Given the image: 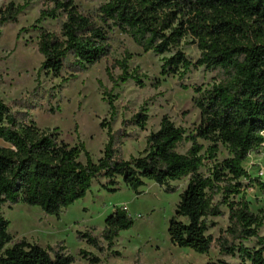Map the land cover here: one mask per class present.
<instances>
[{
  "label": "trees",
  "instance_id": "16d2710c",
  "mask_svg": "<svg viewBox=\"0 0 264 264\" xmlns=\"http://www.w3.org/2000/svg\"><path fill=\"white\" fill-rule=\"evenodd\" d=\"M50 2L54 7L43 11L41 19L64 14L66 21L59 34L41 32L38 52L44 58L42 70L55 78L65 70L71 77L86 73L109 57L119 32L144 53L164 56L175 51L162 66L164 77L204 67L218 83L194 89L201 120L192 133L165 116L159 131L146 138V154L130 160L124 158L122 144L130 136L123 131L109 129L103 157L95 162L84 143L70 146L59 133L41 130L27 113L14 111L0 97V139L7 144L0 147V264H74L65 246L14 242L3 209L22 203L59 216L85 199L99 178L108 180L105 189L111 193L117 192L120 178L137 196L148 182L173 193L171 183L189 179L169 223L172 245L200 255L216 246L240 264H264V237L259 235L264 217L252 213L244 198L235 200L244 188L241 179L264 192V182L244 168L251 153L264 149V0H106L93 14H84L75 0ZM25 9L14 3L0 9V26L16 23ZM187 39L201 53L195 63L181 50ZM131 58L127 53L124 60L113 63L111 70L120 69V76L108 70L114 88L129 81L144 87L137 72H129ZM104 94L114 115L113 90ZM132 121L144 130L149 117L141 111ZM106 125L103 122L101 128ZM201 142L210 147L205 150ZM185 143L191 147L181 154ZM220 146L228 149L230 158L216 163L211 176H204L206 161H217ZM219 195L222 198L216 202ZM223 207L229 210V226L215 240L209 231L216 225L209 220L224 217ZM134 224L127 210L117 209L99 236L86 232L79 238L104 255ZM253 239L258 248L246 246ZM81 255L89 264L102 263L84 250ZM113 255L121 257L119 252Z\"/></svg>",
  "mask_w": 264,
  "mask_h": 264
},
{
  "label": "rangeland",
  "instance_id": "374dc122",
  "mask_svg": "<svg viewBox=\"0 0 264 264\" xmlns=\"http://www.w3.org/2000/svg\"><path fill=\"white\" fill-rule=\"evenodd\" d=\"M105 1L75 0V4L84 14H93ZM11 3L26 6V9L16 23L0 26V97L14 111L27 113L41 130L59 133L70 146L84 143L97 162L103 157L109 141V129L130 136L122 142L124 158L130 160L146 154V138L159 131L165 116L188 133L199 125L201 116L194 106V89L206 90L218 83L204 67L164 77L162 66L175 51L164 56L144 53L131 38L116 32L109 57L86 73L71 77L65 70L60 78H55L42 70L44 58L38 52V42L42 31L59 34L66 16L59 14L56 19H41L43 11L54 7L50 0H0V9ZM191 41L187 39L181 50L195 63L201 53ZM127 53L132 57L129 72H137L144 87L129 81L120 82L114 88L109 79L108 70L115 61L124 60ZM111 71L115 76L122 74L120 69ZM105 90H113L114 115ZM141 111L149 117L144 130L132 121ZM103 122L107 124L106 128H101ZM201 143L205 150L210 147V143ZM6 146L0 139V147ZM190 147V143L182 144L179 152L185 154ZM228 158V149L220 146L217 161L207 160L201 173L211 176L214 165ZM82 161L85 162V157ZM244 168L253 179L264 182V149L251 153ZM240 182L244 188L235 200L244 198L252 213L264 217V192L247 179ZM117 183V192L111 193L105 189L108 180L97 179L85 199L63 210L59 216L47 215L39 207L22 203L13 208L6 206L3 213L10 222L9 233L14 242L26 239L44 248L65 246L67 253L74 257V264H89L81 255L83 250L101 258V264H240L237 258L221 254L216 246L208 255H200L172 245L169 223L189 179L171 183L169 188L174 190L173 193L167 192L168 187L148 182L141 189V196L132 193L122 179L118 178ZM221 198L219 195L215 201L219 202ZM121 208L134 219V227L122 232L114 247L104 255L79 238L80 233L86 232L99 236L105 229L106 219ZM223 212L224 217L209 220V224L216 225L209 231L215 240L229 226V210L223 207ZM259 235L264 237V226ZM245 244L249 248H258L255 239ZM114 252H119L121 257H115Z\"/></svg>",
  "mask_w": 264,
  "mask_h": 264
}]
</instances>
